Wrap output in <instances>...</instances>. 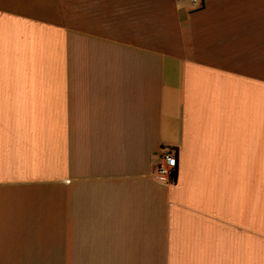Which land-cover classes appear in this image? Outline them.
<instances>
[{
	"label": "crops",
	"instance_id": "crops-1",
	"mask_svg": "<svg viewBox=\"0 0 264 264\" xmlns=\"http://www.w3.org/2000/svg\"><path fill=\"white\" fill-rule=\"evenodd\" d=\"M171 5L150 46L0 0V264H264V0Z\"/></svg>",
	"mask_w": 264,
	"mask_h": 264
},
{
	"label": "rangeland",
	"instance_id": "rangeland-1",
	"mask_svg": "<svg viewBox=\"0 0 264 264\" xmlns=\"http://www.w3.org/2000/svg\"><path fill=\"white\" fill-rule=\"evenodd\" d=\"M58 3L70 23L82 16L98 20L114 28L117 36L139 44L152 46L168 38L175 27L171 0H58Z\"/></svg>",
	"mask_w": 264,
	"mask_h": 264
},
{
	"label": "built area",
	"instance_id": "built-area-1",
	"mask_svg": "<svg viewBox=\"0 0 264 264\" xmlns=\"http://www.w3.org/2000/svg\"><path fill=\"white\" fill-rule=\"evenodd\" d=\"M200 0H190L193 6H199ZM177 175L176 151L171 148H164L159 156L155 178L174 183Z\"/></svg>",
	"mask_w": 264,
	"mask_h": 264
}]
</instances>
